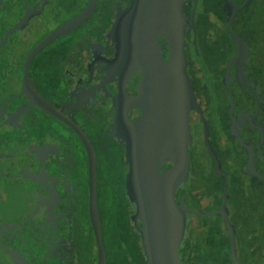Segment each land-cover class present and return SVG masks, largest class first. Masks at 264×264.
Returning <instances> with one entry per match:
<instances>
[{"label": "flooded vegetation", "instance_id": "obj_1", "mask_svg": "<svg viewBox=\"0 0 264 264\" xmlns=\"http://www.w3.org/2000/svg\"><path fill=\"white\" fill-rule=\"evenodd\" d=\"M89 2L0 0V264H97L91 156L104 264H148L134 200L146 192L145 180L129 172L136 154L146 177L158 170L150 156L161 149L165 158L168 141L162 132L158 147L155 127H163L168 116L151 108L156 98L162 104L161 82H155L164 77L157 69L169 62L175 46L183 49L182 65L198 100L216 96L230 113L238 111L243 143H251L256 161L241 186L257 197L252 208L225 216L223 203L217 210L215 199L195 200L189 190H176V201L182 197L192 209L186 227L198 201L200 211L208 206L214 213L208 226L216 235L221 231L201 238L198 247L185 232L182 260L264 264V115L256 124H243V96L234 79L227 85L209 24L217 15L214 0H95L82 21L49 37ZM210 67L216 76L210 77ZM148 69L153 83L146 92L139 85ZM227 116L221 112L220 123ZM163 158L160 173L172 166Z\"/></svg>", "mask_w": 264, "mask_h": 264}, {"label": "rangeland", "instance_id": "obj_2", "mask_svg": "<svg viewBox=\"0 0 264 264\" xmlns=\"http://www.w3.org/2000/svg\"><path fill=\"white\" fill-rule=\"evenodd\" d=\"M208 73L210 77L216 76V72L212 67L209 68ZM226 75L235 77V72L226 69ZM215 86L218 87L219 85L214 84L213 90H215ZM183 90L186 98L183 103L184 110L181 112L180 110H172L170 108L168 109L169 111H163L162 115L168 116V120L163 123V127L161 124L155 127L157 132H159L157 138L158 147L161 144L162 132L168 141L165 158L161 156L162 150L159 149L156 156H154V153L150 156L149 162L151 165L153 164L154 168L156 164L158 166V170L155 169L154 177V180L158 181V183H161L162 176L166 172L175 169L173 171L175 177L167 182V188L164 189V186H158L155 201L160 203L159 208L162 210V217L169 215L174 220L176 219L177 223H179L178 220L180 218L184 217V227L181 231L178 228L175 229L176 234L172 235V242L176 243V254L180 264H189V259L187 263L182 260L188 247L180 250L185 232L189 237L196 239L195 247H198L200 246L199 240L201 238L218 237L221 231L216 235L214 228L208 226V222L206 223V221L211 220L214 213L208 206H205L204 210L200 211L198 201H196V216H193L194 220L191 221V225H187V228L185 214L187 209H192L185 206L182 197L179 198V202L176 201V190L182 187L189 190L191 194V196L189 195L190 198H194L195 200H200L201 197H207L209 200L215 199L217 202L214 204L217 205L215 207L217 210L221 206V203H223L225 209L222 210L226 211L225 216L226 214L231 215L235 210L239 212L242 209L252 208L257 201V197L249 189L245 188L243 190L241 186L245 175L252 173V170L256 166V161L251 155V143L246 141L243 143L244 139L241 137L239 131L241 121L238 120V111L230 113L226 107L227 102L218 101L216 96H210L207 100L201 98V101H199L198 97L194 95L190 84L185 83ZM218 108L222 110L221 112H227L228 114L227 117L223 118L224 121H221V123L218 119V115H221ZM151 109L154 112L157 111L159 115L161 114L160 109H155V107ZM215 118L217 119L215 120ZM152 144L154 146L157 145L155 143ZM149 145L154 148L153 145ZM173 145H178V147L173 148V152H171L170 146ZM180 149H183V151L181 152ZM182 153H185L183 157ZM162 158H170L172 166L168 171L163 170L160 173V168L162 170ZM104 169L106 177H110V169L108 167ZM178 173L183 177L182 180L177 176ZM149 180L152 181L151 174ZM151 186L152 183L145 180L144 190L150 189ZM147 195H149V192L146 190L143 196ZM1 197L4 199V196ZM228 222L230 223V220ZM162 224L165 228V226L170 224V220L165 219L163 222L160 221L159 226H162ZM230 225L232 227V224ZM148 227L149 230L147 231V227L145 228L143 224L141 236L146 250L147 263L152 264L149 261V255H154L155 260L160 261L159 257L155 256L154 251L158 250L161 244L157 239L159 229H156L158 228L156 227V222H148ZM164 232L167 233L168 230L164 229ZM180 235L181 239L179 243L178 238ZM151 245H156L154 251L151 248L149 250V246ZM190 252L197 253L196 249L192 251L191 248ZM217 256L219 259H223V255L220 253Z\"/></svg>", "mask_w": 264, "mask_h": 264}, {"label": "trees", "instance_id": "obj_3", "mask_svg": "<svg viewBox=\"0 0 264 264\" xmlns=\"http://www.w3.org/2000/svg\"><path fill=\"white\" fill-rule=\"evenodd\" d=\"M214 8L217 15L209 24L222 52L227 85L234 79L243 96V124L249 120L256 124L264 115V0H214ZM196 10H201L199 5ZM181 55L184 61L183 49ZM226 69L234 71L235 77L226 75Z\"/></svg>", "mask_w": 264, "mask_h": 264}, {"label": "water", "instance_id": "obj_4", "mask_svg": "<svg viewBox=\"0 0 264 264\" xmlns=\"http://www.w3.org/2000/svg\"><path fill=\"white\" fill-rule=\"evenodd\" d=\"M95 0H90L89 4L76 16L68 20L63 26H61L59 29L55 30L52 32V34L49 36L54 37L58 33L68 30L78 24L80 21L84 19V17L89 13L91 6L94 4ZM48 37V38H49ZM47 38V39H48ZM44 42V41H43ZM182 54V48L181 46H175L174 49L171 52V56L169 59V62L167 63H162V67L158 68V72H163V77L164 79L159 80L155 83L161 82L160 83V91L163 93L162 97V104H159L160 100L159 98H156V103L157 105L154 106L155 109H160V112L163 114V111L166 112L169 111L168 109L172 108V110H180L181 112L184 110V100L185 95H184V85L185 83L187 84V79H185V72L183 70V56ZM30 56H28L26 61H29ZM185 60V59H184ZM148 78L141 82L139 86H141V90L146 92L151 88L152 86V81L149 79L150 78V69H148ZM140 89V87H139ZM32 101L36 104H38L40 107L43 109L47 110L48 112L50 111V107L46 105V103L41 100L39 97H31ZM135 100V99H134ZM141 100H135L136 103H140ZM165 117V115H163ZM177 138L178 135L176 134ZM88 148V145H86ZM178 147L177 146H170V151L173 152V148ZM89 150V149H88ZM182 152L183 149H180ZM89 152H91L89 150ZM182 157L185 155V153H182ZM135 161L137 165L130 164V174L135 178V175L138 177L144 178V180L150 181L152 183V186L150 189H146L149 192V195L147 196H142L141 198H134L136 205H137V213L136 216L140 217V220L143 222L144 227H147V231L149 230L148 227V222L151 223L152 221L156 222V229L158 230L157 233V239L159 240V243L161 244V247L154 251L156 248V245H151L149 246L150 248L154 251L155 256L157 255L160 259V261L155 260L154 255L150 256L149 255V261L152 264H180L177 254H176V243L172 242V235L176 234L175 229L178 228L180 231L184 227V217L180 218L177 223L174 218H171L169 215L162 217V210L159 208V204L157 201H155V196L156 193L158 192V186H164V189L167 188V182L174 178L175 175L172 170H167L168 172L165 173V175L162 176L161 183H158V181L154 180L155 177V170H153L151 173H147V177L144 176L143 174L140 173L139 171V166H138V161L140 156L136 154ZM90 182H91V195H90V214H91V219L93 223V228L95 230L96 238L98 240V247H99V258L97 264H104V253L103 249L101 246L100 242V237H99V222H98V215L96 211V205H95V192H94V164L91 156L90 160ZM150 174L152 175V181L149 180ZM180 180L183 179L178 173L177 175ZM169 214L171 215V212L169 211ZM165 219L170 220V224L165 226L162 224V226H159L160 221H164ZM151 221V222H150ZM164 229L168 230V232H164ZM181 235L178 238V241L180 243ZM152 251V252H153Z\"/></svg>", "mask_w": 264, "mask_h": 264}]
</instances>
